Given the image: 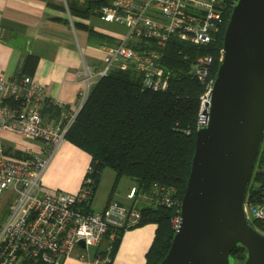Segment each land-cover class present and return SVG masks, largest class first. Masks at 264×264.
Listing matches in <instances>:
<instances>
[{
	"label": "built area",
	"instance_id": "2783aa9c",
	"mask_svg": "<svg viewBox=\"0 0 264 264\" xmlns=\"http://www.w3.org/2000/svg\"><path fill=\"white\" fill-rule=\"evenodd\" d=\"M225 8V0H108L96 9L99 17L124 26L126 31L116 44L99 46L104 53L102 66L84 63L77 72L83 83L82 101L114 67L134 68L143 88L166 90L174 73L165 63L168 42L208 44L219 31ZM183 55L186 60L190 57ZM191 61L188 73L205 84L202 110L214 84L215 78L210 77L213 56L197 53ZM47 100L45 88L33 75L0 74V199L5 195L9 199L0 225V264H24L26 259L38 261L36 264H63L80 241L86 247L101 245L106 238L114 241L120 232L138 226L141 220L139 208L113 199L101 211L86 210L92 196L90 178L77 193L41 183L44 169L81 108L54 101L60 107V118L46 123L42 108ZM3 130L39 140L42 146L27 148L23 157L10 155L2 143ZM136 194L137 187H132L129 196ZM150 197L159 203H174L171 189L158 185ZM244 211L249 223L264 234L253 225L255 220L264 219V200L252 201L246 196ZM179 221L180 215L173 220L175 228ZM110 261L100 253L94 258L95 264Z\"/></svg>",
	"mask_w": 264,
	"mask_h": 264
},
{
	"label": "trees",
	"instance_id": "16d2710c",
	"mask_svg": "<svg viewBox=\"0 0 264 264\" xmlns=\"http://www.w3.org/2000/svg\"><path fill=\"white\" fill-rule=\"evenodd\" d=\"M107 1L86 0L81 5L75 4L74 0H66L72 15L85 18L91 14L98 15L96 9ZM225 2L223 21L211 42L200 46L184 44L176 39L168 42L165 63L173 68L174 73L166 90L143 88L140 75L134 68L114 67L93 85L65 134L66 140L91 156L89 170L82 182L84 185L87 178L91 180L90 203L106 167L116 172L117 179L121 176L135 179L137 192L140 189L148 196L153 194L155 185L171 189L174 200L172 205L153 200L151 205L139 208L141 220L138 225H157L154 240L146 253L145 264H159L162 261L176 230L173 220L180 215L187 187L199 127L201 96L205 90V84L189 74L188 69L194 55L210 54L213 56L210 77L215 78L221 62L226 25L236 0ZM51 4L62 8L58 4ZM77 25L86 28L92 40L99 37L102 42L105 38V35L92 27L80 23ZM183 54L190 57L186 60ZM37 63L38 56L29 54L23 74H33ZM57 109L60 114V107ZM16 155L24 156L20 152ZM246 196L252 201L264 200V138ZM90 203L85 205L86 210L90 209ZM253 225L264 230V219L255 220ZM122 232L108 243L105 251L99 253L113 256ZM246 255L247 249L242 245L231 252L235 264L243 263ZM37 262L26 259L24 264Z\"/></svg>",
	"mask_w": 264,
	"mask_h": 264
},
{
	"label": "water",
	"instance_id": "95a60500",
	"mask_svg": "<svg viewBox=\"0 0 264 264\" xmlns=\"http://www.w3.org/2000/svg\"><path fill=\"white\" fill-rule=\"evenodd\" d=\"M263 138L264 0H236L200 111L179 225L159 264H235L238 245L247 249L241 264H264V234L244 211Z\"/></svg>",
	"mask_w": 264,
	"mask_h": 264
},
{
	"label": "crops",
	"instance_id": "0c3cea01",
	"mask_svg": "<svg viewBox=\"0 0 264 264\" xmlns=\"http://www.w3.org/2000/svg\"><path fill=\"white\" fill-rule=\"evenodd\" d=\"M85 2L74 0L75 4L82 5ZM77 23L105 35L99 46L115 44L122 37V34L105 26V23L110 22L102 20L97 14H91L88 18L72 15L66 0H0V74L7 77L23 75L27 56H38L36 69L31 75L43 85L49 99L42 111L46 123H55L60 118L58 105L54 101L72 104L77 108L83 105L80 95L83 83L77 76L83 64H103V51L90 38L88 30ZM1 138L6 152L15 157H19L16 155L18 152L25 155L29 147L37 150L42 146L39 140L7 130L1 131ZM90 162L91 156L87 152L65 139L44 169L41 183L52 189L76 193L81 188ZM106 168L102 171L90 203L91 209L101 211L112 199L137 208L153 203L151 197L140 189L134 198L130 197L131 188H138L136 180L129 176L117 179L116 172L109 173ZM108 177H111V183L115 181V186L106 194L105 202L95 207L93 202L96 194L101 188L103 190ZM8 201L5 195L0 199V207L5 209ZM156 228L155 223H146L124 230L115 254L110 257V264H145ZM109 242L106 238L98 246L78 244L73 255L65 259L63 264H95L94 258L100 251L106 250Z\"/></svg>",
	"mask_w": 264,
	"mask_h": 264
},
{
	"label": "rangeland",
	"instance_id": "374dc122",
	"mask_svg": "<svg viewBox=\"0 0 264 264\" xmlns=\"http://www.w3.org/2000/svg\"><path fill=\"white\" fill-rule=\"evenodd\" d=\"M105 26L109 27L114 32L116 31V32H118L119 34H122V35L126 31V28L124 26L118 25V24H114V23H110V24L105 23ZM94 39H95L94 42H96L95 44L99 46V44L101 42L99 40L100 38L99 37H95ZM106 169H108L107 171H110L109 173H114V170L112 168L107 167ZM114 182L115 181H113L111 183V177L110 178L108 177V181H106V183L104 184L103 190L101 188L100 191H99V193H98V195L96 194V197H95L94 202H93V204H94L95 207H97V204L102 205L105 202L106 194H108V192L110 193L113 190L114 186H115L114 185L115 184ZM129 207H133V206H129ZM7 212H8V208L7 207H5V209H2L0 207V225H1L2 221L4 220L5 216L7 215Z\"/></svg>",
	"mask_w": 264,
	"mask_h": 264
}]
</instances>
